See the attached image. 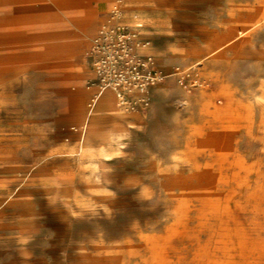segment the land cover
I'll return each instance as SVG.
<instances>
[{
  "label": "rangeland",
  "instance_id": "rangeland-1",
  "mask_svg": "<svg viewBox=\"0 0 264 264\" xmlns=\"http://www.w3.org/2000/svg\"><path fill=\"white\" fill-rule=\"evenodd\" d=\"M107 22L148 104L88 65ZM0 264H264V0H0Z\"/></svg>",
  "mask_w": 264,
  "mask_h": 264
},
{
  "label": "built area",
  "instance_id": "built-area-1",
  "mask_svg": "<svg viewBox=\"0 0 264 264\" xmlns=\"http://www.w3.org/2000/svg\"><path fill=\"white\" fill-rule=\"evenodd\" d=\"M142 27L141 23L134 27L101 24L88 52L100 86L114 92L123 105L134 101L148 104L150 89L165 77L153 56L139 52L150 45L141 35Z\"/></svg>",
  "mask_w": 264,
  "mask_h": 264
},
{
  "label": "crops",
  "instance_id": "crops-1",
  "mask_svg": "<svg viewBox=\"0 0 264 264\" xmlns=\"http://www.w3.org/2000/svg\"><path fill=\"white\" fill-rule=\"evenodd\" d=\"M81 19H82L83 22H84V24H83L82 26H84V25H89V24H95V23H96L95 18H94L92 15H90V14H84V15H82V16H81ZM70 21H71V20H70ZM72 24H73V23H72ZM73 25H74V24H73ZM97 30H98V29H97V27H96L95 32H94V33L92 34V36H91V41H92L93 36L96 34ZM141 35H142L143 38L148 39V37L144 36L142 30H141ZM91 41H90V44H91ZM90 47H91V45H90L89 47L86 48V51H87V52H89ZM144 54H150V53H144ZM88 58H89V60H90V57H88ZM90 64H91V61H90V63L88 62V65H89V66H90Z\"/></svg>",
  "mask_w": 264,
  "mask_h": 264
},
{
  "label": "bare ground",
  "instance_id": "bare-ground-1",
  "mask_svg": "<svg viewBox=\"0 0 264 264\" xmlns=\"http://www.w3.org/2000/svg\"><path fill=\"white\" fill-rule=\"evenodd\" d=\"M119 19V18H118ZM105 99V98H104Z\"/></svg>",
  "mask_w": 264,
  "mask_h": 264
}]
</instances>
